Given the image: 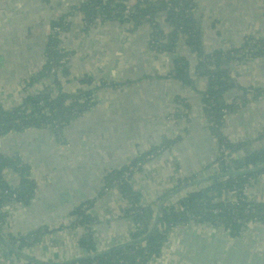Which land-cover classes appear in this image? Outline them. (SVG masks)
Here are the masks:
<instances>
[{"label":"crops","instance_id":"0c3cea01","mask_svg":"<svg viewBox=\"0 0 264 264\" xmlns=\"http://www.w3.org/2000/svg\"><path fill=\"white\" fill-rule=\"evenodd\" d=\"M143 1L113 0L112 6L133 7L142 5ZM192 1L198 7L199 38L205 53L244 46L248 38L264 40V0ZM83 2L0 0L2 110L17 108L26 97L45 94L48 89L52 90L51 95L55 94L57 88L51 77L44 84L38 79L46 63L45 46L48 39L55 36L50 30L62 20L67 24V30L63 37H58L61 40L59 47L71 58L69 77L65 79L58 75L59 83L64 86L63 92L75 96L85 87L79 84L81 78L92 81L88 87L89 109L62 130L63 142L66 140L69 147L59 145L45 128L0 137V154L24 163L35 185V196L28 204L12 203L1 208L0 213L6 216L1 232L3 235H20L41 225L51 230L60 229L47 235L39 249H26L38 259L54 263L84 253L77 244V234L68 229L69 212L98 197L104 184L102 174L106 171L131 164L140 154L158 147L160 154L151 157L145 166L139 163L143 170L134 175L131 186L142 195L143 202L158 205L164 201V206L171 197L164 199L184 183L220 174L215 164L221 161L219 144L208 129L202 99L198 91L195 92L203 91L207 85L203 69L200 75L194 69L196 55L182 40L176 43L175 52H154L147 24L132 29L131 21L126 26L104 20L85 29L86 18L76 9ZM60 10L62 12L58 13ZM129 17H125L126 20ZM156 19L161 29L168 32L166 15H156ZM177 57L189 65L191 89L172 77L175 74H170ZM229 77L233 79L232 85L246 90V97L240 108H234L227 115L223 136L234 145L244 143V148L259 146L264 143V56L243 59L230 68ZM68 80L71 84L65 86ZM101 82L113 85L102 86ZM238 94L242 95L236 89H228L223 99L230 103ZM181 96L188 107L182 118L179 115L183 113L182 106L175 103ZM170 113L176 121L168 119ZM242 151L232 152L233 158ZM2 172V179L8 186L19 185L16 173L8 169ZM252 184L248 188L249 196L264 201V176L253 180ZM106 192L91 203L90 213L97 219L91 229L96 251L126 242L133 231L130 220L122 217L125 204L119 193L116 190ZM226 237L222 229L210 226L189 225L184 229H172L167 235L170 242L164 244L163 264L197 263V258L204 257V253L210 250L214 253V246L219 241L223 244L222 248L216 247L220 256L237 253L232 250L240 245L248 251L246 254L251 260L256 256L264 264V226L248 227L236 240ZM209 257H204L201 264L207 259L208 264H219L218 259ZM7 259L0 257V264H27L14 256Z\"/></svg>","mask_w":264,"mask_h":264},{"label":"trees","instance_id":"16d2710c","mask_svg":"<svg viewBox=\"0 0 264 264\" xmlns=\"http://www.w3.org/2000/svg\"><path fill=\"white\" fill-rule=\"evenodd\" d=\"M112 1L102 0H85L76 9L83 12L86 18V28L95 26L97 22L104 20L116 21L120 24H128L132 22V29L135 27L147 24L150 29V44L155 52H175V45L179 40H182L187 49L196 55V65L194 67L198 74L203 69V76L207 79L206 89L198 91L202 99L203 111L206 118L213 122L217 127H208L211 134L216 136L219 147L222 145L230 151H243L231 161V164L225 165L224 161L215 163L218 165L220 173H227L232 170H247L264 165V143L255 147H243L244 143L234 145L230 143L222 133L224 121L222 116L230 114L237 106L223 99V94L228 89H236L242 95L236 99L241 101L246 97V90L241 89L238 85L229 83L230 68L242 61L243 58H259L264 56V40L251 42L249 39L239 52V55H234L222 50H216L212 53H205L201 48L199 38L200 25L197 20L198 7L192 0H169L166 2L159 1L156 3L143 1V4L130 7L135 13L128 20L124 11L125 6L121 4L112 6ZM166 15V25L169 31L164 32L160 23L156 19V15ZM63 28L66 31L67 24L60 21L55 27ZM165 39V41H162ZM61 40L58 36H53L48 39L45 46L44 57L46 58L45 66L43 67L40 76H51L54 81L57 91L51 95L50 89L45 94H39L33 97H26L24 102L12 110H2L0 108V137L10 132L22 133L32 128H45L55 139L62 136V130L74 118L81 116L89 109L91 79L87 77L81 78L80 85L85 86L77 91L75 96L68 95L63 92L64 86L58 81V75L61 78L67 79L70 75L71 58L68 52L61 49L59 46ZM67 58L63 65L59 61ZM175 68L172 77H176L185 88H193L192 80L189 77V65L184 59L177 57L174 61ZM52 67L56 68V72L50 75ZM71 84V81H65V86ZM113 85V83L101 82L102 86ZM223 88V90H221ZM223 93V94H221ZM245 94V95H244ZM184 97L176 99L175 103L182 106L183 113H179L180 117H185L188 107ZM243 103V102H242ZM44 111V113H43ZM45 112H48L46 114ZM160 154L159 148L150 149L137 156L136 160L130 165L121 166L117 169L106 172L103 179V188L100 189L98 197L104 191L116 190L120 197L128 204L123 210V218L130 220L135 226L133 232L128 235L127 241H136L143 237L151 226L153 216L156 210L157 203H148L142 201V195L132 189L131 181L137 172L143 170L142 166H138L137 170L133 169L136 164L143 163L148 160V157H154ZM236 154V153H235ZM4 169L11 170L16 173L19 178V185L15 188L8 186L2 179V171ZM127 176L125 180L124 177ZM264 176V168L252 173H245L239 176H225L223 179L213 181L209 185L201 186L195 191L189 192L185 198L178 202V205L183 207L182 210L173 207L164 206L161 210L160 222L163 227L156 229L154 233L145 240L147 248L141 249V243L127 245L125 249H118L93 259H83L75 264H149L152 258L160 259L163 254L166 235L172 229H184L193 219L195 224H204L213 228H220L222 231L232 238L242 236L247 227L253 221L264 222V206H257L254 211H245L246 204L237 206L223 207L218 201L223 200L228 195L234 197L233 194L242 195L241 191L244 187L250 188L253 180ZM29 169L19 159L15 157H7L0 154V210L1 208L12 203L19 205L28 204L35 196V185L32 179L29 178ZM93 201H85L82 205L74 207L69 216L73 221L68 226V229L77 234V244L83 254L94 253L96 246L94 242V231L92 226L97 223V219L90 213ZM87 208H82L83 206ZM6 216L0 213V232L2 223ZM60 229L49 231L47 226L41 225L38 229L28 232L27 234L4 235L6 240L11 244L16 245L20 250L31 249L35 251L44 245V239L47 235L59 232ZM2 233V232H1ZM222 242V241H221ZM219 241L214 246V253L210 250L204 257L210 255L213 260L221 258V253H216V247L222 248L223 244ZM4 246L0 244V249ZM234 253L231 257L237 259L241 264H261V259L256 256L252 260L246 254L248 251L238 246L232 250ZM230 251V252H232ZM7 254H3L0 250V257L4 260L14 256L8 250ZM32 255V254H31ZM35 257L34 255H32ZM204 257L197 258V264H201ZM209 257V258H210ZM248 259V261L246 260ZM21 260V259H20ZM27 264H32L26 262ZM205 264H208V259Z\"/></svg>","mask_w":264,"mask_h":264},{"label":"built area","instance_id":"2783aa9c","mask_svg":"<svg viewBox=\"0 0 264 264\" xmlns=\"http://www.w3.org/2000/svg\"><path fill=\"white\" fill-rule=\"evenodd\" d=\"M85 1V0H84ZM180 3L181 2H183L184 0H178ZM135 13V11L132 9V8H130L129 6H126V10L124 11V14H125V16L127 17V16H131L132 14H134ZM50 33L51 34H54L55 36L57 35L58 37H63L62 36V34H63V28H60L59 26H57V27H55L53 30H50ZM249 39V38H248ZM247 39V40H248ZM247 40H246V42H247ZM162 41H165V39H163ZM251 42H254V41H256V40H250ZM242 48H243V46H241V47H235V48H232V49H229V50H227V51H224V52H229V53H231V54H234V55H239V52H241L242 51ZM243 59H245V58H243ZM67 60V58H64V59H62V60H60L59 61V64L60 65H63L64 64V62ZM240 62H242V61H240ZM56 72V68L55 67H52L51 68V70H50V75H53L54 73ZM51 76H41L39 79H38V81L40 82V80L43 82V84L47 81V79H49ZM237 107H239L240 108V106L242 105V101L241 100H239V99H236L234 102H233ZM226 117H227V115H223L222 116V118H223V121L225 122V120H226ZM168 119H170V120H174V121H176V117L174 116V115H172V113H170L169 115H168ZM185 123H186V126H188L189 125V123H188V121L187 120H185ZM207 126L208 127H217L213 122H211L210 120H208L207 119ZM16 132H10L9 134H11V135H13V134H15ZM54 140H56V141H58L57 143L59 144V145H66L64 142H62L61 140H63L62 139V137H58V139H55L54 138ZM53 140V141H54ZM66 146H70L69 144L68 145H66ZM219 157H220V159H221V161H224V163H225V165H229V164H231V161L234 159L233 158V154H232V151H230L228 148H226L225 146H221V147H219ZM151 159V156H149L148 157V160H146L145 161V163L143 162V163H141V165L142 166H145L146 165V162H148L149 160ZM127 165H130L129 163L127 164ZM139 166V164L137 165V166H135L133 169H135V171L137 170V167ZM207 167H205L204 169H206ZM30 172V171H29ZM106 172H108V171H106ZM106 172L105 173H103L102 174V179H104V177H105V175H106ZM136 173H138L137 171H136ZM135 173V174H136ZM205 177H207V176H203V178H205ZM124 179L126 180L127 179V176H125L124 177ZM206 185H209L208 183H203L201 186H206ZM201 186H191L189 189L187 188V189H185V190H183L182 192H181V194L180 195H185V194H188L189 192H191V191H195V190H197L199 187H201ZM103 188V185H102V187L100 188V189H102ZM241 193H242V195H239V194H233L234 195V197L233 196H230V195H228L226 198H224L223 200H221V201H218L217 203H219L221 206H223V207H227V206H237V205H239V204H241V203H243V204H246V210L245 211H248V210H250V211H254V208L255 207H257V206H264V201H262L261 199H259V198H249V194H248V188L247 187H244L243 189H242V191H241ZM104 194H107V192L106 191H104ZM97 199H99V197H95L94 199H93V201L94 202H96L97 201ZM122 201H123V203L125 204V207L126 206H128V204H127V202L125 201V200H123L122 198H120ZM176 203V198L175 197H173V196H171V198H170V200L166 203V206L167 207H171V205H173V204H175ZM82 208H87V206H83ZM178 209L179 210H182L183 209V207H181V206H178ZM73 221V218L71 217V222ZM191 223L189 224V225H195V226H204V224H195L194 223V221H193V219L190 221ZM188 225V226H189ZM253 225H262V226H264V222H261V221H253L248 227H251V226H253ZM188 226H186V228L188 227ZM159 227H163V224L161 223V222H159V225H158V227L157 228H159ZM247 227V228H248ZM47 228H48V230L49 231H52V230H54V229H50L48 226H47ZM134 229H135V226L133 225V231H134ZM132 231V232H133ZM28 232H30V231H28ZM28 232H25V233H23V234H27ZM21 235V234H20ZM20 235H18V236H20ZM168 235V234H167ZM167 235H166V242H167ZM228 240H236V239H238V238H240V237H235V238H232V237H230V236H227L226 237ZM165 242V243H166ZM147 248V245H146V243H141V249H146ZM26 250V249H25ZM27 251V250H26ZM164 255H165V251H164V248H163V254H162V256H161V258L160 259H154V258H152L151 259V261H149V264H163V261H162V259H163V257H164Z\"/></svg>","mask_w":264,"mask_h":264},{"label":"water","instance_id":"95a60500","mask_svg":"<svg viewBox=\"0 0 264 264\" xmlns=\"http://www.w3.org/2000/svg\"><path fill=\"white\" fill-rule=\"evenodd\" d=\"M175 58V56H174ZM230 84L233 83V79L231 78L229 81ZM264 168V165H261V167H255L253 169H247V170H232L229 171L227 173H220L217 174L213 177H205L199 181H194V182H187L184 183L182 187H179V189H177L175 192H182L185 189H189L191 186H197L196 184L199 183H213V181L216 180H221L223 179L225 176H239V175H243L245 173H252L255 172L259 169ZM171 197V195H168L164 200L166 201L167 199H169ZM164 206V201H161L157 206H156V210L153 216V220L151 222V226L148 229L147 233L141 237L140 239L136 240V241H126L123 243H120L118 245L112 246L110 248H107L105 250H100L98 252H94V253H88V254H82L81 256L68 260V261H64V262H60V263H54L51 262L49 260L46 259H38L37 257H33L28 251L26 250H20L16 245L11 244L8 240H6L5 236L0 232V244L3 245L4 247L1 248V252L3 254H7L8 250L11 252V254L15 255L16 257H18L19 259H21L22 261L25 262H29L32 264H75L83 259H93L95 257H100L103 256L107 253H110L112 251L118 250V249H125V247L127 245H132V244H137V243H143L145 240L149 239V237L152 235V233H154L159 225L160 222V215H161V210ZM92 228V227H91ZM232 255H222L221 258L218 259V263L219 264H241L240 262H237V259H234L231 257ZM192 264H197L196 262H191Z\"/></svg>","mask_w":264,"mask_h":264},{"label":"rangeland","instance_id":"374dc122","mask_svg":"<svg viewBox=\"0 0 264 264\" xmlns=\"http://www.w3.org/2000/svg\"><path fill=\"white\" fill-rule=\"evenodd\" d=\"M60 12H62L61 10L58 12V13H60ZM62 22H64V20H62ZM71 124V123H70ZM69 124V125H70ZM73 124V123H72ZM52 139H53V137H52ZM62 142L64 141V140H61ZM65 144L66 145H68L69 143L65 140ZM65 145V146H66ZM10 156H12V155H10ZM176 190H174L173 192H171V196H173V197H175L176 198V203L175 204H173V205H171V207H173V208H175V209H178V202L181 200V199H183V198H185V196L187 195V194H185V195H180L181 194V192L179 191V192H175ZM231 196V195H230ZM249 198H254V197H250L249 196ZM192 227H193V225H192ZM167 241L168 242H170L169 241V238L167 239Z\"/></svg>","mask_w":264,"mask_h":264}]
</instances>
